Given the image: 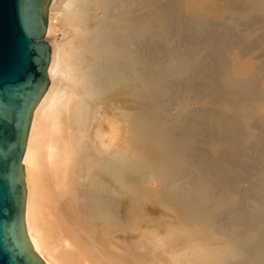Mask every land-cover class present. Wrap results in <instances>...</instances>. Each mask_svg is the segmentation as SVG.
<instances>
[{"label":"bare ground","instance_id":"1","mask_svg":"<svg viewBox=\"0 0 264 264\" xmlns=\"http://www.w3.org/2000/svg\"><path fill=\"white\" fill-rule=\"evenodd\" d=\"M26 230L42 264H264V0H50Z\"/></svg>","mask_w":264,"mask_h":264},{"label":"water","instance_id":"2","mask_svg":"<svg viewBox=\"0 0 264 264\" xmlns=\"http://www.w3.org/2000/svg\"><path fill=\"white\" fill-rule=\"evenodd\" d=\"M50 0H0V264H42L26 230L24 170L32 114L49 79Z\"/></svg>","mask_w":264,"mask_h":264}]
</instances>
